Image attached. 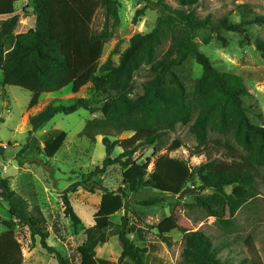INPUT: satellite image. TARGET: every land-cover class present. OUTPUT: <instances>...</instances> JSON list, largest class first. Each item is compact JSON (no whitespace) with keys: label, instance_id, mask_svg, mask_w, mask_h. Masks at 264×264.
Wrapping results in <instances>:
<instances>
[{"label":"trees","instance_id":"obj_1","mask_svg":"<svg viewBox=\"0 0 264 264\" xmlns=\"http://www.w3.org/2000/svg\"><path fill=\"white\" fill-rule=\"evenodd\" d=\"M176 1L179 8L157 0L156 4L164 14L155 28L149 33L133 36L124 52L121 53L117 47L100 65L105 46L121 24L119 0H0V17H10L0 25V69L4 74V86L19 87L33 93L30 109L39 105L42 95L60 92L70 86L76 95L82 88L91 85L97 94L106 98L100 108L103 118L89 120L80 136L92 142L102 136L107 157L102 167L84 176V181L70 186L62 197L67 218L78 228L82 220L74 210L68 193H75L79 188L102 192L98 211L94 215V226L85 230V241L78 248L79 264H174L165 237L180 229L173 215L155 227L163 240L150 241L144 248L129 239L133 228L123 217L117 232L122 248L121 258L114 261L97 256L96 249L109 240L106 230L113 226L112 217L130 209V195L126 189L135 196L152 193L154 196L134 200V204L153 207L163 203L168 195L177 197L184 193L197 175L202 189L214 191L210 201L198 199V204L209 212V216L227 222L252 196L255 184L264 182V126L251 123L249 114L252 109L244 102L249 90L242 77L220 72L200 52L195 42L198 31L210 30L218 35L221 30H227L242 35L245 38L242 44L249 43L246 27L264 25V17L240 23L228 19L212 23L210 17L201 19L197 15L195 8L200 0ZM19 2H32L36 25L26 33L16 34L20 17L16 14L15 5ZM100 10L104 11L106 22L102 30L96 31L94 21ZM144 12L145 8L137 11L135 22ZM216 38L226 45L223 38ZM212 40V37L207 38L205 44H210ZM167 41L171 42V46L159 59V51ZM254 46L264 60V41L257 40ZM115 55H120L118 64L112 59ZM189 58L203 68L192 97L174 71ZM146 67L150 68L152 77L143 85V93L137 94L135 79ZM80 109L92 114L97 111L84 99L48 105L30 117L29 138L57 114L71 115ZM178 125L190 126V133L198 143L195 154L211 158L214 152L224 151L228 161L211 159L195 172L187 161L169 155L182 147L178 140L168 147L167 154L161 155L164 137L174 132ZM113 133L133 135L112 140ZM211 133H217L224 140L211 139ZM66 138V132L47 138L44 141L45 156L54 158ZM146 146L154 147L153 157L157 158L152 172H149L151 159L145 164L134 160L139 149ZM117 148L122 153L113 158ZM112 166L123 169L125 188L110 190L96 182L90 183L92 178L105 174ZM228 187L233 188L231 195L226 192ZM15 196L9 179L0 178V197L8 203L11 216L27 226L33 238H40L42 248L54 255L58 264H68L60 253L48 245L49 233L42 219L24 217L14 201ZM215 206L220 212L214 209ZM183 239L185 247L182 256L186 264H227L218 257L219 251L213 240L204 233L185 231ZM246 244L252 256L251 264H263L257 258L252 239H248ZM23 262L22 245L10 227L0 234V264Z\"/></svg>","mask_w":264,"mask_h":264},{"label":"rangeland","instance_id":"obj_2","mask_svg":"<svg viewBox=\"0 0 264 264\" xmlns=\"http://www.w3.org/2000/svg\"><path fill=\"white\" fill-rule=\"evenodd\" d=\"M121 3V24L115 30L113 38L107 43L104 55L100 61L103 65L118 47L124 52L129 47L130 39L136 34L151 32L163 10L156 4L157 0H119ZM172 8H179L176 0H164ZM16 14L20 17L16 34L26 33L36 25L34 6L32 2H19L15 5ZM145 8L144 15L135 22L138 10ZM201 19L211 18L212 23L228 19L235 23L249 21L256 17H264V0H200L195 8ZM10 17H0L2 21ZM106 18L100 10L94 21V29L104 28ZM249 43L238 33L221 30L218 35L210 30L198 31L195 42L201 53L206 55L220 72H228L242 77L249 95L244 102L252 109L249 117L251 123L258 127L264 126V60L257 51L254 43L264 41V25L253 24L246 27ZM220 36L226 41L217 40ZM212 37L210 44L205 40ZM171 42L167 41L160 49L158 58L162 59L168 52ZM115 64L119 63L120 55L113 56ZM186 86L190 97L194 93L197 80L202 76L203 68L194 59L189 58L182 66L174 69ZM152 77L150 68L146 67L135 79L136 93H143V85ZM4 74L0 69V178L9 179L12 191L16 193L14 201L19 205L24 217L39 218L44 222L49 233L48 245L62 255L68 264H79L78 248L84 243V232L94 226V215L98 211L102 192H89L79 188L75 193H68L73 208L82 220V225L75 228L65 214L62 197L68 188L84 181L98 167H102L106 159L102 136L95 142L81 137L86 123L92 119H102L100 108L106 100L105 96L97 94L91 85H87L74 95L72 87L60 92L44 94L39 105L29 108L33 93L19 87L4 86ZM76 99L89 101L97 111L90 113L80 109L74 114H57L54 119L42 126L29 138L31 126L29 119L44 110L52 103H72ZM191 99V98H190ZM67 133L66 141L54 158L44 154V141L57 133ZM133 133H113L112 140L126 139ZM210 138H224L217 133H211ZM178 140L182 147L169 153L173 158L187 161L197 172L198 168L208 161H228L224 151L214 152L212 157L195 154L198 145L196 138L190 133V126L178 125L176 130L164 137L161 155L168 153V147ZM154 147L146 146L139 149L134 160L145 164L151 159L149 172L154 169L156 157H153ZM22 153L21 157L19 155ZM122 153L117 148L112 157ZM123 169L119 166L109 167L105 174L94 177L90 183L96 182L110 190H118L125 186L122 182ZM264 175V170H262ZM202 183L195 175L187 185L184 193L177 197L166 196L165 201L153 207L134 204L139 200L154 196L152 193L133 195L129 192L130 209L112 217L113 226L106 230L109 240L96 249L100 258L118 261L122 248L118 239V225L121 219L129 220L133 232L129 239L139 247H146L150 241L163 240L155 228L170 216H175L180 229L165 235L166 247L174 264H186L182 256L184 251V233L200 231L209 236L219 251L218 257L227 264H251V253L247 240L252 239L258 260L264 264V182L258 181L251 190V197L236 212L234 217L221 222L198 204V199L210 201L214 195L212 189H202ZM228 195L232 187L226 188ZM234 197V196H233ZM235 198V197H234ZM214 209L220 212L218 207ZM13 228L17 239L22 245L23 264H58L54 255H50L40 244V238H33L27 226L21 224L9 213V205L0 197V234Z\"/></svg>","mask_w":264,"mask_h":264},{"label":"crops","instance_id":"obj_3","mask_svg":"<svg viewBox=\"0 0 264 264\" xmlns=\"http://www.w3.org/2000/svg\"><path fill=\"white\" fill-rule=\"evenodd\" d=\"M47 124V123H46ZM46 124H44L43 126H45Z\"/></svg>","mask_w":264,"mask_h":264}]
</instances>
